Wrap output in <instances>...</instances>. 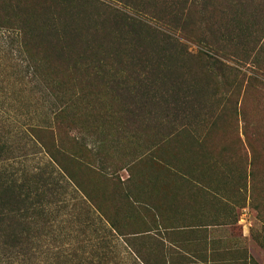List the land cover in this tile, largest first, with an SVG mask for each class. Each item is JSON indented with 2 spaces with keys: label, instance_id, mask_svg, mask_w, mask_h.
Wrapping results in <instances>:
<instances>
[{
  "label": "rangeland",
  "instance_id": "374dc122",
  "mask_svg": "<svg viewBox=\"0 0 264 264\" xmlns=\"http://www.w3.org/2000/svg\"><path fill=\"white\" fill-rule=\"evenodd\" d=\"M64 2L0 0V132L15 136L16 153H36L7 169L19 184L32 175L33 196L63 216L55 230L75 227L84 197L121 252L132 234L149 236L135 241L144 249L160 234L177 247L167 255L176 264H264V0H198L188 18L179 0H134L168 16L180 42L110 15L109 35L87 28L85 44L54 53L45 18ZM20 20L31 33L27 52L6 31ZM37 61L52 103L35 99ZM59 105L66 112L54 125ZM36 126L54 129L39 140L57 162L30 141ZM149 154L162 162L145 161Z\"/></svg>",
  "mask_w": 264,
  "mask_h": 264
},
{
  "label": "trees",
  "instance_id": "16d2710c",
  "mask_svg": "<svg viewBox=\"0 0 264 264\" xmlns=\"http://www.w3.org/2000/svg\"><path fill=\"white\" fill-rule=\"evenodd\" d=\"M110 1L116 4L121 3L123 7L114 6L112 3L102 0H65L62 8L57 9L54 7L52 11L49 10L50 16H46L45 25L52 37V41H54L53 47H50L49 51L54 53L55 49L66 51L69 47L67 43L71 45L85 44V36L87 35L85 32L87 28L90 29L89 33L93 35H109L110 27L108 26L107 19L110 15L118 16L120 22L126 26H128V20L132 21V26H135V23L140 25L141 29H144L143 31H146L151 36L167 40L172 39L177 43L180 42L179 37L172 34V32L178 34L179 32H176L177 28H174V22L169 20L168 16L165 15L162 18L159 15L152 16L153 13L145 10L147 8H143L142 6V10H138V6H135L136 4L133 3L134 0H131L132 2L128 0ZM148 1L142 0L143 5ZM153 1L155 2L156 0ZM166 1L161 0L164 5ZM197 1L179 0L180 11L183 17L188 18L191 16L190 10L197 4ZM202 1L206 2L209 0ZM130 4L134 7L132 8ZM151 5L150 3L148 6ZM169 6H165V13L167 12V15L174 14V11H170L172 7ZM83 8L84 12L88 8L100 9V12L96 16H88L85 19L82 15ZM181 20L183 21V19ZM107 30L109 32L104 33ZM6 31H9L11 35L16 33L20 38L21 51L27 52L28 46L26 41L29 35L31 36L27 26L20 20L19 24H15L14 28L6 29ZM72 39L75 40L69 42ZM136 49H133V51L138 54ZM133 58L134 56L131 57V60ZM29 68L32 70V75L36 82L35 87L39 95L35 99L43 102L45 97L49 98L50 95H54L52 88L46 86L44 83L45 78L41 71L42 64L37 61L30 65ZM0 69L2 68L0 67ZM50 103H52L51 99ZM54 105L56 104L54 103ZM55 107L57 108L52 113L55 116L54 125H58L60 122L62 123V120L59 119L64 116L66 107L63 105ZM3 119V117H0V123L3 122ZM53 130L51 126L33 127L29 131L30 141L47 150L51 159L57 162L52 158L51 150L39 140L43 136L52 137ZM14 137L12 134L7 135L0 132V264H176L168 261L167 255L173 256L174 253L179 254L173 250V247H177L173 244V247L168 248L160 234L156 238L152 237V245L145 249L137 245L135 241L142 242L149 238V236L139 233L132 234L133 239H126V241L124 239L126 245V247H123L124 251H119L117 237L109 229L103 228L102 222L104 221L96 215L95 211H92L84 197L80 199L83 212L74 216L73 223L71 220V223L75 224V227L73 226L72 229L67 230L61 228L55 230L54 224L56 225L57 218L59 219L63 216L53 213L51 209L54 204L47 196H33L37 192V189L30 183L33 180L32 175L28 176L27 172L21 174L25 185L19 184L20 176L18 172L7 169L6 165L13 162L26 161L36 154L29 153L25 149H23L22 154L21 152H18L19 154L16 153L17 149L15 147L18 140L15 141ZM145 158H147L145 161H150L152 165H156V162H162V159L154 154H149ZM50 163L49 161L47 164ZM66 222L68 221H61L62 224ZM97 224L99 225L98 229H96ZM61 225L60 227H62ZM174 230V228L164 229V233L165 235L167 233L166 236L169 240L174 239V236H176ZM157 232L162 233L159 229ZM117 235L118 237L122 236L125 238L124 234L117 232Z\"/></svg>",
  "mask_w": 264,
  "mask_h": 264
}]
</instances>
